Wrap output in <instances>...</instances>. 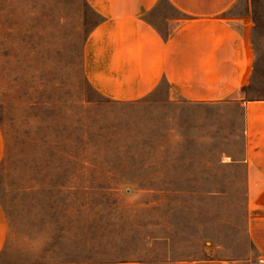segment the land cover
Returning <instances> with one entry per match:
<instances>
[{
    "label": "rangeland",
    "instance_id": "rangeland-1",
    "mask_svg": "<svg viewBox=\"0 0 264 264\" xmlns=\"http://www.w3.org/2000/svg\"><path fill=\"white\" fill-rule=\"evenodd\" d=\"M230 13L250 18L245 91L168 102L160 82L129 104L105 99L84 76V43L99 22L85 0H0V264L257 257L247 214L264 180L245 160L242 102L264 99V0H237ZM169 16L177 14L159 0L147 19L163 31ZM130 157L159 175L132 183ZM43 232L34 250L27 240Z\"/></svg>",
    "mask_w": 264,
    "mask_h": 264
},
{
    "label": "crops",
    "instance_id": "crops-1",
    "mask_svg": "<svg viewBox=\"0 0 264 264\" xmlns=\"http://www.w3.org/2000/svg\"><path fill=\"white\" fill-rule=\"evenodd\" d=\"M85 1L99 22L84 43L83 73L105 99L141 100L165 82L170 99L217 102L250 85V18L230 13L237 0H166L177 16L164 19L163 31L147 19L159 0ZM242 107L245 160L264 180V99H246ZM3 153L0 130V163ZM6 233L0 205V252ZM247 238L257 253L253 260L203 258L184 264H264V185L248 208Z\"/></svg>",
    "mask_w": 264,
    "mask_h": 264
},
{
    "label": "trees",
    "instance_id": "trees-1",
    "mask_svg": "<svg viewBox=\"0 0 264 264\" xmlns=\"http://www.w3.org/2000/svg\"><path fill=\"white\" fill-rule=\"evenodd\" d=\"M163 83H165V82H163ZM166 86H167V84H166ZM141 100H143V99H141ZM141 100L131 101V102H127V103H129V104H135V103H137L138 101H141ZM172 100L173 99H170L169 96L167 97V101L168 102H172ZM156 130H157V128H156ZM168 130L170 131V128H168ZM159 133L160 132H158L156 134L157 135L156 137L158 139H160L162 137V135L159 134ZM139 135H140L139 136L140 139L142 140L143 134H139ZM135 142L136 141L134 140V143ZM127 147H131V143H127ZM145 161H146L145 159H141V158H132V157L127 158V172H129V174H131L133 176L132 183L139 184V185H141V184L144 185V183H149L148 182V179H154V178H156L159 175V174H157V171L156 170L150 172L149 174H143L142 173V170H144ZM107 162H109V165H111V160H108ZM117 162H118V166L119 167H122L123 169L125 168V166L123 167L124 161L117 160ZM117 162H116V164H117ZM82 166L84 167V163L83 162H82ZM115 168H116V166H113V167H111V170L112 171L108 170L109 174H111L112 177L113 176L114 177L116 176ZM143 185H141V186H143Z\"/></svg>",
    "mask_w": 264,
    "mask_h": 264
},
{
    "label": "clouds",
    "instance_id": "clouds-1",
    "mask_svg": "<svg viewBox=\"0 0 264 264\" xmlns=\"http://www.w3.org/2000/svg\"><path fill=\"white\" fill-rule=\"evenodd\" d=\"M47 239H48V233L43 232V233L37 234L36 236H34L31 239H28L27 243H29L30 246L34 250H39L46 243Z\"/></svg>",
    "mask_w": 264,
    "mask_h": 264
}]
</instances>
